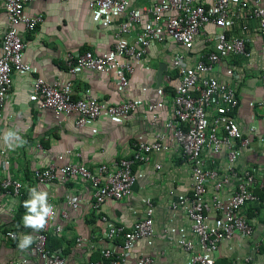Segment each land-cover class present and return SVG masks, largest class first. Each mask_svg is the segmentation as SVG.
Returning a JSON list of instances; mask_svg holds the SVG:
<instances>
[{
  "label": "crops",
  "instance_id": "obj_1",
  "mask_svg": "<svg viewBox=\"0 0 264 264\" xmlns=\"http://www.w3.org/2000/svg\"><path fill=\"white\" fill-rule=\"evenodd\" d=\"M90 1L39 0L24 8L26 16L42 17L43 22L32 32H28L24 26L20 27V34L27 44L25 62L32 66L33 72L13 75L12 89L0 125V180L8 178L19 181L24 191L21 199L4 196L5 206L0 211L3 234L15 232L17 240L0 236L1 264H9L10 260L19 264L24 260L27 264H45L42 257L33 251V243L26 249L19 247L24 236L34 239L36 232L32 227L25 226L23 218L28 214L27 209L20 214L22 201L30 199L29 190L32 188L46 191L48 202L57 208L58 215L50 225V235L60 240L59 254L67 260V264H109L102 257V251L112 246L106 239L109 223L104 222L103 218L130 230L135 222L145 217L147 200L155 205L154 237L136 242L127 253V264H144L143 260L147 257L152 259L151 264H190L199 249L196 247L192 254L185 253L177 246V241L197 242V238L186 211L171 207L174 202L192 196L191 168L181 157L179 145L172 136L173 131L166 129V123L172 117L173 96L179 85L172 60L175 55L183 54L191 64L200 56H205L213 50V42L208 39L220 29L214 25L206 26L190 51L163 35L165 40L153 43L142 60L131 62L134 72L130 76V86L122 90L114 72L98 73L80 69L71 74L68 71V54L75 57L86 52L99 56L110 54L116 42L117 30L126 19V15H108L91 10ZM195 1L205 6L211 4V0ZM247 1L252 3L254 0ZM260 1L264 6V0ZM129 2L132 8L143 9L162 0ZM107 16L113 20L111 24L107 23ZM8 26L7 14L0 10V50ZM140 30L141 27L133 28L134 32L125 35L124 39L134 42ZM227 32L246 39L252 58L243 60L231 57L215 68L219 79L237 91L239 105L234 119L244 137L250 140L247 148L236 145L239 155L235 170L239 177L230 176L226 153L220 157H215L209 150L204 153L209 166L215 163L221 173L230 176L231 181L220 193L225 201L231 197L235 183L246 171L251 172L257 180L255 192L261 194L264 191V34L255 22L250 21H237ZM160 67L164 73L159 85L157 75ZM167 74L172 76V81H166ZM35 78L72 83L74 100L92 97L113 106L132 100L137 109L130 116L120 119H112L104 114L88 126L78 129L75 117L57 115L30 102ZM152 106L155 109L150 110ZM10 130L18 132L26 141L22 147L14 141L5 142L4 136ZM159 132L167 134L170 150L153 154L147 165L135 166L138 180L133 195L121 201L108 200L101 212L93 210L94 191L85 180L60 178L48 186L39 185L33 180L35 171L49 166L62 168L75 164L95 170L102 164L112 165L130 157L134 144L147 141ZM156 165L161 168L157 169ZM214 190L211 185L210 196ZM71 201L78 203L77 209L72 208ZM62 211L67 212L68 218L61 217ZM245 214L254 227L253 236L242 238L237 235L231 241L223 242L213 256L215 264H264V207L248 205ZM57 225L62 226L60 234L53 233ZM246 258H252V261L246 263Z\"/></svg>",
  "mask_w": 264,
  "mask_h": 264
},
{
  "label": "built area",
  "instance_id": "obj_2",
  "mask_svg": "<svg viewBox=\"0 0 264 264\" xmlns=\"http://www.w3.org/2000/svg\"><path fill=\"white\" fill-rule=\"evenodd\" d=\"M36 1L39 0H0V10L5 11L9 22L0 50V125L12 89L13 75L33 72L32 66L25 62L27 44L20 34V27L24 26L28 32H32L43 22L42 17L32 18L24 14L25 6ZM89 8L108 15H126V19L117 30L116 42L110 54L99 56L86 52L77 57L68 54V71L71 74L80 69L98 73L114 72L117 84L122 90L130 86V76L134 72L131 62L142 60L153 43L165 40L163 35L190 51L206 26L214 25L220 29L215 36L208 39L213 42V50L205 56H200L191 64L183 54L174 56L172 68L177 73L179 85L172 100V117L166 123V129L173 131L172 136L179 145L181 157L191 168L192 179V196L174 202L171 207L173 210L186 211L197 242L180 239L177 246L190 254L196 247L199 249L190 264H215L213 256L223 242L231 241L237 235L242 238L253 236L254 227L245 214L247 206L257 204L264 207V202L255 192L257 180L249 171L244 172L243 176L240 175L228 200H223L220 195L231 181L230 176L239 177L235 170L239 155L236 145L247 148L250 140L244 137L234 119V112L239 105L237 91L232 85L221 81L215 70L219 64L231 57L243 60L252 58L246 39L229 35L227 29L237 21H250L255 22L264 34V6L260 0H254L252 3L247 0H211L209 6L199 4L195 0H162L161 3L155 2L150 7L138 9L132 8L129 0H92L89 2ZM147 17H150L149 20H146ZM112 22L107 16V23ZM135 27H141L139 35L134 42H128L124 36L131 35ZM166 81H172L170 74H167ZM73 93L72 83L62 84L59 81L48 82L35 78L29 99L40 109L75 117L78 129L88 126L104 114L112 119H120L130 116L137 109L132 100L113 106L92 97L74 100ZM153 109L155 107L152 106L150 110ZM169 150L167 134L159 132L147 141L134 144L130 157L112 165L102 164L95 170L75 164L62 168L49 166L35 171L33 180L43 186H48L60 178L77 177L85 180L91 184L94 191L93 210L101 212L108 200L121 201L133 195L138 180L135 166L147 165L153 154ZM206 150L211 151L215 157L226 153L230 176L221 173L215 163L209 166L204 157ZM156 168L160 169L161 166L156 165ZM211 185L215 192L210 196ZM4 196L23 198L22 183L8 178L0 180V211L5 206ZM48 203L58 215L56 206L52 202ZM70 204L74 209L79 206L76 201H71ZM154 214L155 205L151 200H147L145 217L135 222L130 230L104 217L103 221L109 223L106 239L112 246L102 251V257L108 260L109 264H127V253L134 244L142 239L154 237ZM61 217L68 218L67 212L62 211ZM51 224L50 220L45 229H34L36 232L33 251L42 257L45 264H67L62 255L48 250ZM53 233H62V226H55ZM0 236L12 241L17 240L15 232L3 234L1 218ZM120 240L123 243H120ZM81 241L80 238L79 242ZM91 248L94 249L95 246L92 245ZM119 252L121 254L118 255ZM251 261L252 258L245 259L246 263ZM143 262L151 264L152 259L147 257ZM9 264L19 263L10 260ZM21 264H27V261H21Z\"/></svg>",
  "mask_w": 264,
  "mask_h": 264
},
{
  "label": "clouds",
  "instance_id": "obj_3",
  "mask_svg": "<svg viewBox=\"0 0 264 264\" xmlns=\"http://www.w3.org/2000/svg\"><path fill=\"white\" fill-rule=\"evenodd\" d=\"M4 140L5 142L14 141L17 146L21 147L26 143L18 132L11 130L5 134ZM29 191L30 199L24 202V207L28 211V214L23 218L25 226L32 227L36 230H43L48 226L50 220L54 221L56 219V211L48 203V193L46 191H37L36 188H32ZM31 243H33V237L24 236L19 247L26 249Z\"/></svg>",
  "mask_w": 264,
  "mask_h": 264
},
{
  "label": "trees",
  "instance_id": "obj_4",
  "mask_svg": "<svg viewBox=\"0 0 264 264\" xmlns=\"http://www.w3.org/2000/svg\"><path fill=\"white\" fill-rule=\"evenodd\" d=\"M258 195L261 197L262 201L264 202V191L262 190L261 194H258ZM25 201H26L25 199H24V201H22L23 204L21 205V208H20V212H21L20 214H22L24 212V210L26 209L24 207V202ZM261 206L263 207V205H261ZM47 247H48V250L50 252L59 253V248L61 247V242L56 237H53V236L49 235Z\"/></svg>",
  "mask_w": 264,
  "mask_h": 264
},
{
  "label": "water",
  "instance_id": "obj_5",
  "mask_svg": "<svg viewBox=\"0 0 264 264\" xmlns=\"http://www.w3.org/2000/svg\"><path fill=\"white\" fill-rule=\"evenodd\" d=\"M167 66V65H164ZM163 73H164V69L162 67H160L158 75H157V82L160 85L163 79Z\"/></svg>",
  "mask_w": 264,
  "mask_h": 264
}]
</instances>
